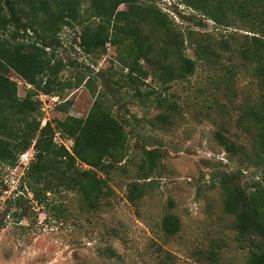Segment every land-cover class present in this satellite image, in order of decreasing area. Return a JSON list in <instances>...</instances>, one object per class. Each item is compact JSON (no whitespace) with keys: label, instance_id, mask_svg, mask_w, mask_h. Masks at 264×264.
<instances>
[{"label":"rangeland","instance_id":"374dc122","mask_svg":"<svg viewBox=\"0 0 264 264\" xmlns=\"http://www.w3.org/2000/svg\"><path fill=\"white\" fill-rule=\"evenodd\" d=\"M80 2L81 22L97 23L99 18H89L88 3ZM156 2L195 66L187 78L165 85L149 75L142 95L115 85L127 72L120 59L130 61L125 44L87 52L78 43L81 24L59 32L53 47L63 65V86L59 96L39 93L41 125L86 117L97 93L113 94V115L126 135L124 157L98 172L109 190L100 207L90 209L76 191L47 192L46 203L34 198L26 177L32 147L14 165L1 163L0 264H243L244 244L222 210L223 185L232 180L250 190L264 173L249 115L264 96V79L240 54L251 36L263 38L264 16L233 11L229 23L215 24L180 0ZM127 7L122 3L118 9ZM9 77L25 97L30 85L13 71ZM219 132L234 143L233 150L219 142ZM54 140L72 146L58 132ZM133 181L144 190L135 203L127 198ZM167 213L181 221L170 238L159 227Z\"/></svg>","mask_w":264,"mask_h":264},{"label":"trees","instance_id":"16d2710c","mask_svg":"<svg viewBox=\"0 0 264 264\" xmlns=\"http://www.w3.org/2000/svg\"><path fill=\"white\" fill-rule=\"evenodd\" d=\"M80 1L0 0V164L14 165L19 155L32 147L34 158L26 177L34 198L46 203L47 192L76 191L90 209L99 208L100 199L108 193L98 172L123 159L126 135L113 115L116 96L103 92L96 94L86 117L69 115L54 125L50 121L41 125L39 93L59 96L63 86L59 78L63 65L55 58L53 47L59 43L63 26L81 24L78 43L87 52L105 51L107 43L125 44L130 61L120 59L127 72L123 82L115 85L119 89L126 84L135 95H142L140 87L149 75L164 85L187 78L194 71L195 61L182 53L183 39L173 31L172 20L156 0H85L89 18H99L97 23L88 24L80 20ZM122 3L128 5L126 10L118 9ZM180 3L215 24L229 23L228 14L233 11L241 16H264V0ZM262 36H251L250 44L241 48L240 54L256 65V75L264 79V31ZM10 71L30 85L25 97L18 95ZM152 91L146 92L147 97ZM249 115L258 130L257 148L264 156V96ZM56 132L72 141L70 149L54 140ZM217 138L227 150L234 149V143L222 133H217ZM127 190L131 203L144 191L138 181L130 182ZM223 192L222 210L233 218V227L245 247L243 264H264V173L250 190L235 181H224ZM159 227L170 238L181 230V221L177 215L167 213Z\"/></svg>","mask_w":264,"mask_h":264},{"label":"built area","instance_id":"2783aa9c","mask_svg":"<svg viewBox=\"0 0 264 264\" xmlns=\"http://www.w3.org/2000/svg\"><path fill=\"white\" fill-rule=\"evenodd\" d=\"M28 152H29V151H27V153H28ZM27 153H23V154H22V158H27V155H28Z\"/></svg>","mask_w":264,"mask_h":264}]
</instances>
